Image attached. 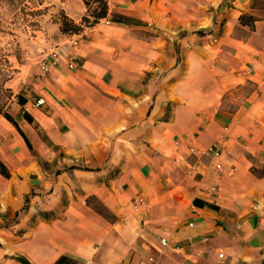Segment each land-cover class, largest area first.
<instances>
[{"label":"crops","instance_id":"1","mask_svg":"<svg viewBox=\"0 0 264 264\" xmlns=\"http://www.w3.org/2000/svg\"><path fill=\"white\" fill-rule=\"evenodd\" d=\"M211 2V46L176 50L175 27L211 22L176 20L170 0H108L132 21L103 19L33 69L0 116V258L264 264V0Z\"/></svg>","mask_w":264,"mask_h":264},{"label":"rangeland","instance_id":"2","mask_svg":"<svg viewBox=\"0 0 264 264\" xmlns=\"http://www.w3.org/2000/svg\"><path fill=\"white\" fill-rule=\"evenodd\" d=\"M170 1L175 4L176 20L185 18L186 21L196 22V25L204 24L207 19L211 22L207 30L175 27L173 36L176 50L182 47L177 42L182 38L194 36L195 40H188L185 47H196L198 39L201 38L200 43L205 42L202 38L204 34L207 36L206 42L210 44L208 46H211L213 39L209 37L210 33L221 31L220 4H214L211 0ZM61 11L77 26H81L82 31L62 33L59 25ZM85 12L83 0H0V113H4L12 99L23 91L34 68L42 70L46 60L60 45L68 43L71 37H80L88 32L90 27L82 26L81 22ZM163 16H166V10ZM102 23L105 24L104 21ZM152 25L146 24L143 30L135 28L131 32L138 37H146L150 35L148 30ZM180 60L181 56H178L177 61ZM7 260L6 256L0 258V264H11Z\"/></svg>","mask_w":264,"mask_h":264},{"label":"trees","instance_id":"3","mask_svg":"<svg viewBox=\"0 0 264 264\" xmlns=\"http://www.w3.org/2000/svg\"><path fill=\"white\" fill-rule=\"evenodd\" d=\"M86 8V12L81 18L82 26L93 27L101 20L106 19L113 23H130L132 19L118 15L115 13H110L108 8V0H83ZM61 20L59 21L60 30L62 33H79L82 31L81 26H77L72 19H70L64 11H61ZM255 18L251 15L243 13L239 16V23L241 25H247L251 29L253 28V23ZM0 116L5 117L10 122H13L11 118L7 115L6 111L0 113ZM0 175L4 178H9L10 173L7 167L2 161H0ZM22 264H30L28 261L22 258L17 259ZM53 264H74L72 259L66 256H60Z\"/></svg>","mask_w":264,"mask_h":264},{"label":"built area","instance_id":"4","mask_svg":"<svg viewBox=\"0 0 264 264\" xmlns=\"http://www.w3.org/2000/svg\"><path fill=\"white\" fill-rule=\"evenodd\" d=\"M43 68H44V70H47L45 65L43 66ZM43 104H44V100L43 99H38L36 101V103H35L36 106H41ZM220 146H221V142H218L216 144H213V145L203 149L201 152L203 154H206V155H209V154H211V155H219L221 153ZM162 243L165 245L166 244V240L163 239Z\"/></svg>","mask_w":264,"mask_h":264}]
</instances>
